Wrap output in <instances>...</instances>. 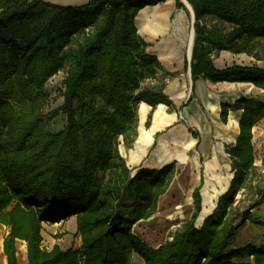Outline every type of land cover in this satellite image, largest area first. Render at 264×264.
I'll list each match as a JSON object with an SVG mask.
<instances>
[{
    "label": "trees",
    "instance_id": "trees-1",
    "mask_svg": "<svg viewBox=\"0 0 264 264\" xmlns=\"http://www.w3.org/2000/svg\"><path fill=\"white\" fill-rule=\"evenodd\" d=\"M165 1L92 0L74 7L0 0V224L10 227L8 264H18V240L27 243V264H132L133 255L145 264H264V233L261 243L234 248L248 222L264 230V219L252 212L264 202V188H252L257 200L247 209L235 205L257 171L253 129L264 119V101L253 98L221 108L224 123L230 111L242 112L236 144L226 149L235 177L203 226L196 227L197 189L194 211L172 240L153 247L135 232L158 212L177 174L174 163L148 166L147 160L133 173L120 152L121 144L131 149L138 139L142 103L151 108L147 129L159 105L177 110L158 78L177 73L147 52L135 24L141 9ZM187 1L196 19L193 84L246 83L264 91V66L214 64L223 52L264 63V0ZM56 77L57 107L48 89ZM59 115L66 127L53 133L50 123ZM72 217L80 249L44 250L43 224Z\"/></svg>",
    "mask_w": 264,
    "mask_h": 264
},
{
    "label": "rangeland",
    "instance_id": "rangeland-1",
    "mask_svg": "<svg viewBox=\"0 0 264 264\" xmlns=\"http://www.w3.org/2000/svg\"><path fill=\"white\" fill-rule=\"evenodd\" d=\"M45 1L58 6L80 7L89 3L92 0ZM183 51L185 53V45ZM214 64L218 69L221 70L231 67L233 65H241L248 67L264 66L263 62H258L254 58L248 57L245 54L234 55L229 52L221 53L219 57L214 59ZM168 70L170 72H173L171 69ZM174 73H177L175 79H181L183 82L188 81L189 79L188 71H186L185 66H183V68L180 70H174ZM60 77H56L55 81L52 82L53 84L49 85L48 88L49 91H51V95L55 97L53 105L55 107L61 104L59 103V94L61 90L58 89L61 87V84H59V80H61ZM158 78L161 80L163 79L162 81H165V88H167V86L173 81V79L169 76H165L163 78L161 77V75H159ZM201 81L202 79L199 80V82H196L195 84H193L192 81L187 82L186 87L188 91V97H185L183 100L180 101H173L176 104L177 110H171L166 107V111L169 114H177L176 121L173 122V124H171L167 128H165L162 132L155 134V142L153 146L149 149L147 155L138 166H129L134 173L135 169L139 168L145 160H147L146 164L148 166H153L155 164H164L162 162V156L159 152L162 148L163 143L166 144L167 148L170 151L175 152L176 150H180L185 152L188 157L186 163H180L178 160L174 159L168 163H165V165L173 163L176 164L177 174L175 176L174 182L168 192L161 198L159 202L158 212L155 214V216L149 219L148 221L140 223L134 228L135 232L142 236L153 247L158 246L159 244L163 243L168 239L172 240V234L180 230L182 228L183 223L189 219V217L194 211V192L197 189H199L201 195L202 211L203 200L201 190L205 182V177L203 174L204 163L211 158L214 149L219 144H223V152L226 155L224 162L231 165L235 177V169L232 166L231 158L226 152V149L233 148L236 144V141H233V139L228 141L227 136L225 135V133H223L222 127V124H228L229 114L226 123H224L221 119V110L219 118L216 119L215 114L208 108V102L206 100V97L202 94L206 95L208 93H215L217 94V96L220 95V97L224 98L228 103L233 104V97H245L244 95L247 93L248 85H225L221 83L209 84L207 82H202V84H204L205 86L203 90L199 91L197 90V86H199ZM260 91L261 90L258 89L257 92L252 95L253 99H261L264 94ZM190 97L191 99L189 100ZM182 105L183 107H181ZM50 111V108L47 109V112ZM236 113L242 112L239 111ZM66 121L67 120L65 116L59 115L56 119L51 121V131L53 133H58L62 131L66 127ZM219 128H221V130ZM190 130H193V132H195L199 137L195 141L193 140ZM253 135V144L255 149V166L257 167V171L251 175L250 181H248L246 189L240 191L235 197V205H239L241 209H247L250 204L257 200V195L255 191L252 190V188H264V119L259 122L255 129H253ZM175 138L176 143L174 142ZM135 144L133 145V147H135ZM155 144H157L156 147H154ZM129 150V148H126L124 146L125 153L123 154L120 148L121 155L127 161V164L128 159L126 158V155L128 154ZM202 150H209V155H203ZM149 154H151L152 156L148 157ZM252 212H254L258 218L264 219V202L259 203L258 206ZM200 217L201 213L199 214V217L196 221V227L199 229L203 226V223L208 218L206 217L203 220L202 225L199 227L197 226V224L199 222ZM70 219L66 220V223L62 226L60 225L59 227H57V225L55 224V231L50 226L48 228L42 227V248L44 250L52 251L55 246H59L63 251H67L70 249H80L82 245L81 236L80 234H78L77 230L75 231L74 225L71 223ZM0 226L5 225L0 224ZM5 227L9 229L10 234V227ZM53 232H55V235L53 234ZM263 233V229L258 228L248 222L246 226H244L240 230V235L234 245V248L239 249L252 242L261 243V234ZM7 236H5V238ZM142 260L143 259L140 258L138 255H133L132 264H145V262L143 263ZM247 262H249V264H254L253 259H250Z\"/></svg>",
    "mask_w": 264,
    "mask_h": 264
},
{
    "label": "bare ground",
    "instance_id": "bare-ground-1",
    "mask_svg": "<svg viewBox=\"0 0 264 264\" xmlns=\"http://www.w3.org/2000/svg\"><path fill=\"white\" fill-rule=\"evenodd\" d=\"M168 6V5H167ZM168 13L164 12L162 15H156L154 9H151L149 6L145 7L141 10L139 13V16L137 17V26L139 28V31L141 33H146L149 30L152 31V29H149L150 26L148 23V20L151 19V17L158 18V22L154 24L153 30L157 34L162 33L166 26V17ZM192 16V15H191ZM193 17V16H192ZM193 18H191V27L188 35V41L186 44V56L189 59L191 57V50H192V44H193V26H192ZM150 54H153L160 58L162 61H171L173 63H180L182 60V53L179 49V47L173 42V40H163L161 42H158L154 47L150 48L148 51ZM189 78V75H188ZM178 85V81H174L173 84L170 85L168 88V92L173 96L174 99H177L178 101L182 100L184 97H187L188 94L185 92V85H182V88L184 91L182 93L174 91V86ZM225 85H236V84H228ZM257 89L253 85H249L247 88V93L252 94L257 92ZM264 94V91H260ZM216 99V101L212 102L211 100L208 101V108L210 111H212L216 119L218 118V112L219 107L221 104H227L228 102L219 97V96H213ZM150 112V107L142 103L139 107V119H140V125H139V135L137 139V143L135 144V147L129 150L128 154L126 155V158L128 159V165L130 167L138 166L142 160L147 155L149 149L153 146L155 142V134L162 132L165 128L173 124L176 120L175 114H169L166 111V106L160 105L156 108L154 112V120L151 128L147 129L145 127V122L147 120V116ZM240 114L236 112H230L229 114V121L228 124H222L223 127V133L227 136V140L230 141L233 139V141H236L239 135V123H240ZM221 130V128H219ZM194 140V139H193ZM195 141V140H194ZM176 143V138L174 140ZM194 143V142H193ZM122 153L124 154V146H120ZM223 144H219L213 151L212 156L209 160H207L204 163V177L205 182L203 185V188L201 190L202 193V211H201V217L199 219V222L197 226H201L203 223V220L211 215L213 211L215 210L217 206L218 200L224 196L231 185V182L234 178V171L231 167V165L224 162L225 159V153L223 152ZM160 155L162 156V162L168 163L170 161L178 160L180 163H186L188 157L185 152L176 150L175 152L170 151L166 144H162V148L160 149ZM161 164V165H164ZM160 165V164H158ZM160 165V166H161Z\"/></svg>",
    "mask_w": 264,
    "mask_h": 264
},
{
    "label": "crops",
    "instance_id": "crops-1",
    "mask_svg": "<svg viewBox=\"0 0 264 264\" xmlns=\"http://www.w3.org/2000/svg\"><path fill=\"white\" fill-rule=\"evenodd\" d=\"M149 7L151 9H154L156 15H162L164 12L168 13V15L166 17V26L167 27L164 29V31L162 33L157 34L155 32V30H153L152 26L158 22V18L151 17V19L148 20L147 24H149V26H150L149 29H152V31L149 30L146 33H141L139 31L138 26H137V18H136L135 24H136L138 33L149 45V47L147 49V52L149 51L150 48L154 47L158 42H161L163 40L166 41V40H169V39L173 40V42L179 47V49H180V51L182 53V59H181L182 61L180 63H177V62L173 63V62L168 61V60L164 62L160 58H158L157 56H155L153 54H150L149 52L148 53L150 55H153V56L157 57L159 59V61L164 65V67L167 70L171 69L173 71L171 73H174V70L182 69L183 66H185V61L186 60L188 61V58H186L187 57L186 56V44H187V41H188V35H189L190 27H191V18H193L191 16L192 13L185 6H184L185 8H177L176 0H166L163 3H158L157 5H153V6H149ZM141 10H140V12H141ZM188 15H190V16H188ZM138 16H139V14H138ZM192 26H193V22H192ZM184 45H185V53L183 51ZM188 67H189V62H188ZM188 75H189V72H188ZM172 79H173V81L167 86V88H165V93L168 95V97L172 101H174V100H177V99H174L173 96L168 92V88L170 87V85L173 84V82L177 80L178 81V85L174 86L175 89L173 90V92L177 91V92L182 93V91H184V89H185V92L188 94L186 86H187V82L188 81H190V82L192 81V78L189 75L188 81H184V82L181 79H178V78L175 79V77L172 78ZM197 82H199V80ZM202 82H207L209 84H213V83H211L209 81H205V80L202 79V81L199 84V86H197V90H199V91L203 90V88L205 86L204 84H202ZM218 84H220V83H218ZM221 84H226V82L225 83H221ZM228 84H232V83H228ZM233 84H236V85H238V84L239 85H248V86L251 85V84H246V83H233ZM182 85H185L184 89L182 88ZM256 89L258 90V88H256ZM253 94L254 93H252V94L246 93L244 95L245 97H240V96L233 97L234 103L239 101V100H242V99L253 98L252 97ZM202 95L206 97L207 102L209 100H211L212 102L216 101V99L214 97H212V95L213 96L217 95L215 93H208L206 95H204V94H202ZM218 96L220 97V95H218ZM190 99H191V97L189 98V100ZM260 101H264V95L261 97ZM223 105H230V103L221 104L220 105L219 112H218L219 116H220V110H221ZM150 110H151V108H150ZM230 112H232V111H230ZM230 112H229V114H230ZM172 114H175L176 115V119H177V114L176 113H172ZM241 114H240V118H241ZM219 116H218V118H219ZM153 120H154V116H153ZM152 124H153V121H152ZM255 128H256V126H255ZM202 152H203V155H209V150H202ZM70 220H71V223L74 225V229L76 231L77 230V218L76 217H72ZM65 223H66L65 221H62L61 223H58L56 225H57V227H59L60 225L62 226ZM49 226L52 227L54 229V231H55V224L54 225H51V224H44L43 225L44 228H48ZM8 234H9V229H7L5 226H0V264H8L7 257H6L5 252H4V240H5V236H7ZM53 234L55 235V232H53ZM16 247H17V255H18V264H27L28 263V259H27V244L25 242H22V241H17ZM142 262L144 263L143 260H142Z\"/></svg>",
    "mask_w": 264,
    "mask_h": 264
},
{
    "label": "water",
    "instance_id": "water-1",
    "mask_svg": "<svg viewBox=\"0 0 264 264\" xmlns=\"http://www.w3.org/2000/svg\"><path fill=\"white\" fill-rule=\"evenodd\" d=\"M180 1L184 4V6H185L186 8H188V9L191 11L192 16H193V44H192V50H191V57L188 59V62H189L188 72H189L190 77L192 78V75H191V62H192V54H193V47H194V40H195L194 24H195V20H196V19H195L194 11H193L191 5L188 3V1H187V0H180ZM159 106H160V105H159ZM159 106H158V107H159ZM136 143H137V142H136Z\"/></svg>",
    "mask_w": 264,
    "mask_h": 264
}]
</instances>
